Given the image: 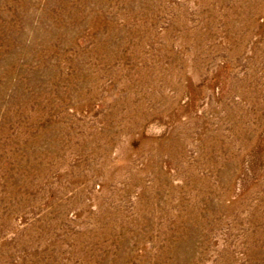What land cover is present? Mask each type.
Wrapping results in <instances>:
<instances>
[{
  "label": "rangeland",
  "instance_id": "obj_1",
  "mask_svg": "<svg viewBox=\"0 0 264 264\" xmlns=\"http://www.w3.org/2000/svg\"><path fill=\"white\" fill-rule=\"evenodd\" d=\"M0 264H264V0H0Z\"/></svg>",
  "mask_w": 264,
  "mask_h": 264
}]
</instances>
